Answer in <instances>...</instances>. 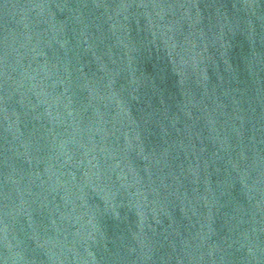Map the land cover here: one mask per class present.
Instances as JSON below:
<instances>
[{"label":"water","instance_id":"1","mask_svg":"<svg viewBox=\"0 0 264 264\" xmlns=\"http://www.w3.org/2000/svg\"><path fill=\"white\" fill-rule=\"evenodd\" d=\"M0 264H264V0H0Z\"/></svg>","mask_w":264,"mask_h":264}]
</instances>
